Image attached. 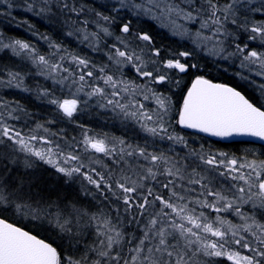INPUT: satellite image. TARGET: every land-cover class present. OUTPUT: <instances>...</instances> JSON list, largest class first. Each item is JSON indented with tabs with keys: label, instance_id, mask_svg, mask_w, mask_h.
I'll return each mask as SVG.
<instances>
[{
	"label": "snow or ice",
	"instance_id": "obj_1",
	"mask_svg": "<svg viewBox=\"0 0 264 264\" xmlns=\"http://www.w3.org/2000/svg\"><path fill=\"white\" fill-rule=\"evenodd\" d=\"M0 264H264V0H0Z\"/></svg>",
	"mask_w": 264,
	"mask_h": 264
}]
</instances>
